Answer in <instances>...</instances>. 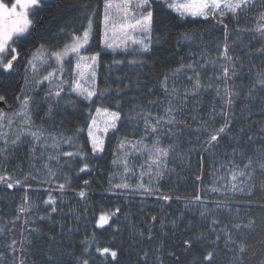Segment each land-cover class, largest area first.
Returning a JSON list of instances; mask_svg holds the SVG:
<instances>
[{
	"label": "trees",
	"instance_id": "16d2710c",
	"mask_svg": "<svg viewBox=\"0 0 264 264\" xmlns=\"http://www.w3.org/2000/svg\"><path fill=\"white\" fill-rule=\"evenodd\" d=\"M9 2V0H6ZM84 5L88 6L86 11ZM260 0H257V7L240 12L237 18L227 14L223 19L227 24L228 42L231 45L229 54L239 57L235 61L237 75L233 77L231 83L240 91L241 95L236 100L231 112L232 134L238 135L241 127L246 129V133H254L257 127L253 121L264 118L260 108L262 105L259 100L252 102L245 98L248 88L254 83L257 73L264 72V53L258 50L264 48V38L259 33L246 31L255 29L258 15L260 12ZM97 10L94 20V35L88 50L84 54H94L96 51L101 53V64L98 68L97 85L99 89L111 88L112 91L105 99V106L112 110L116 109L115 99L121 100L122 111L128 113L136 105H142L145 109L152 111L153 115L158 112L162 115L163 108L167 105V97L160 87V80L163 74L171 68H175L181 62L189 63L199 61L201 58L214 60L218 52V45L224 42L223 25L213 20H203L202 18L187 17L180 19L178 15L168 9L161 0L153 3V9L158 19L172 20L169 32L165 33L166 40L152 45V53L146 54L148 64L143 69H137L130 65L129 60L132 55L127 52L117 50H107L101 46V28H98L99 18L102 13V0H42V4L30 12L33 24L28 33L23 35L18 41V51L21 57L18 62H14L15 71L5 72L0 69V95L6 97V102L0 101L1 105H8V108H15L17 96L28 93L24 73L26 72V60L29 54L40 45H45L48 50H58L65 43L71 40L74 32L80 33L87 25V15L91 9ZM239 28V31L236 29ZM191 35V40H185L182 34ZM133 46L129 45V51ZM11 54H9L10 56ZM124 61L120 65H114L113 59ZM183 58V60H181ZM225 62L219 61L215 66L207 64L206 69H202L204 79L213 78V83L222 84V81L215 80V76L220 74L219 65ZM127 74L128 79L121 81L118 77ZM139 76L142 85L144 82L152 87L154 93L149 95L146 91H141L135 85ZM68 79L70 77L68 76ZM133 82L132 88L125 89L118 95L117 86ZM180 82H189L183 75ZM44 84L32 86L29 91L34 96L33 119L37 126L44 128L46 132H51L59 137L73 135L77 127H83L90 122L87 112L88 105L81 102L74 94L63 91L61 99L55 97L45 100L43 92ZM264 95V92L261 93ZM138 98L130 103L132 97ZM149 100L158 101L156 104H149ZM199 108L194 110L193 104L189 102L184 108L181 118L186 121V125H180L177 129L178 138L173 137L176 142L177 151L187 153L190 149L197 146L198 137L206 136L207 133L195 131L198 127L197 121L193 116L209 119L211 109L215 107L220 112L223 101L216 96L214 90L202 92ZM76 101V103H71ZM178 103V101H174ZM49 104L56 108L52 116L45 113ZM251 104L252 113L249 115L247 105ZM97 105L92 106L94 108ZM9 109V110H10ZM2 110V108H0ZM91 113V114H92ZM223 118L216 116L215 126L222 124ZM138 125V126H137ZM122 132L132 138L133 135L139 137L143 131L142 121L127 123L121 128ZM150 139V137H149ZM118 136L112 132L106 137V151L100 158L91 157L89 152L88 161L93 166L90 171L80 172L83 166L80 157H61L59 165L55 161H47L46 155L40 156V149H37L35 157L31 153V141L25 138L24 143L13 146L8 144V151L5 156H0V175L11 174L14 178L22 179L28 176L24 185L7 189L0 184V252L4 253V259L0 264H14L15 256L6 248V244L12 240L31 241L25 243L28 251L25 254V264H49V258L55 254L59 257L61 264H76L74 257L79 256L85 247L83 241L87 238L91 243L89 252L91 254L90 264H116L110 260V256L102 257L95 251L99 247H111L119 252V264H135L138 259L137 253L142 255L143 251L149 252V264H155V256L152 252L161 247L159 255L164 259V264H194V261L201 257L210 246L197 244L192 249L185 251L183 241L190 236L198 235L201 230H207V222L200 219L194 206L185 207L188 201L196 195H201L208 207L212 208L213 201H227L232 208L229 213L226 209H220L214 213L221 221L231 227V222H241L247 224L249 219L255 221L254 229L241 228L244 234V242L249 246L244 254L243 264H260L264 260V172L257 170L253 177L255 188L253 195L249 198L241 193H211L203 189L210 184L209 172L212 169V161L205 158L203 170V184L195 181V176L200 175L196 169L198 160L197 152H191V169L181 164L179 158L174 157L170 160V166L176 168V172L170 177H165L159 182H154V187H159V193L146 195L141 191L114 190L109 183L110 174L116 171L112 164L114 159L113 152L116 149ZM247 141V134L241 137V145ZM80 144H83L85 151H89L90 145L86 140V131L80 133ZM167 142V141H166ZM234 142L225 138L221 141L220 151L227 148L231 150ZM62 151H75L76 149L68 144L61 145ZM249 150L250 147H249ZM48 153H53L52 149ZM54 154V153H53ZM144 157L131 156L130 162L136 165L135 175L129 178V182L135 185L140 176L139 165L143 163ZM49 163L57 176L51 179L50 183L46 175L44 163ZM33 177H36L33 179ZM67 177V181L65 179ZM84 180L89 184L84 185ZM144 180L147 182L148 177ZM59 183H66V189L61 193L57 190ZM83 190L85 198L79 197L78 193ZM51 193L57 199V212L51 213V218L40 219L47 216L50 206H45L44 200ZM123 193V194H122ZM27 195L32 204V210L21 214L20 206L23 205L24 197ZM169 195L170 201L159 199V196ZM179 197V199H177ZM249 200L252 207H248ZM120 209L109 221L111 227L106 225L98 228L95 221L102 212H111L116 208ZM240 212L237 216L236 209ZM19 217V218H17ZM155 217V220L152 218ZM182 217L180 226L173 228L172 220ZM192 223L189 224L188 222ZM33 228H38L42 233L49 236L54 235L55 240L49 241L47 236L38 237L37 233L32 232ZM68 229H73L72 233ZM149 229H151L152 239H148ZM143 233V236L140 235ZM93 234L95 236L93 237ZM239 235V234H238ZM169 252H176L180 256L179 262L168 256ZM63 253V254H61ZM230 253L224 249L221 241L217 248V258L219 264H229L227 257Z\"/></svg>",
	"mask_w": 264,
	"mask_h": 264
},
{
	"label": "snow or ice",
	"instance_id": "6c2138e0",
	"mask_svg": "<svg viewBox=\"0 0 264 264\" xmlns=\"http://www.w3.org/2000/svg\"><path fill=\"white\" fill-rule=\"evenodd\" d=\"M156 0H103L102 16L99 18L98 28L102 29L101 43L104 48L111 49L113 52L117 50L127 52L133 56L129 60L130 65L136 66L137 69H143L148 64L146 54L152 53V45L159 43L161 40H166L165 33L169 32V27L172 20L158 19L153 9V3ZM161 2L172 12L176 13L180 19L187 17L202 18L203 20H213L218 24L223 25L224 42L218 45V52L214 60L201 58L199 61H191L189 63L181 62L175 68L166 71L160 80V87L167 97V105L163 108V114L159 112L153 115L152 111L145 109L142 105L129 110L128 113L122 111L120 99H115L116 109L112 110L105 106V99L112 89H99L97 85L98 68L101 64V53L96 51L94 54H84L88 50L90 41L94 35V20L97 16V10L91 9L87 15V25L82 32H74L71 41L65 43L58 50H48L45 45H40V48L32 55L31 59L27 60V72L29 69L33 73V79L36 85H40L45 81L51 80L58 76L60 84L56 86V90H49L45 100H50L55 97L58 100L62 98L61 94L64 91L63 85L68 83L70 94H74L81 102H86L88 105V115L90 122L83 127H77L73 135L59 134V137L51 132H46L43 127L37 126L33 119V103L34 96L24 93L22 96H17L16 100L19 103L18 110L9 115L0 110V129L9 127L14 123L15 117H23L22 128L20 134L16 135L11 140V144L16 146L25 142V138L31 141V153L35 157L39 148L40 156L46 155L47 161H55L57 165L60 163L61 157H80L83 161V166L79 168L80 172L90 171L92 165L88 161L89 152L92 158L98 159L106 151V137L109 132L118 136L117 146L113 152L114 159L112 164L116 171L110 174L109 183L114 190H131L141 191L146 195H154L159 193V187H154V182H159L165 177H170L176 172V168L170 166V160L174 157L179 158L181 164L186 165L191 169V152L196 151L198 160L196 169L200 171V175L195 176V181L203 184V170L205 167V158H210L212 161V169L209 172L210 184L203 190L211 193H241L247 197L253 195L255 184L253 177L257 170L264 172V118L259 121H253L257 131L254 133H246V129L241 127L238 130V135L232 134V119L231 112L236 100L241 93L231 83L233 77L237 75L235 61L240 59L237 56L230 55L229 49L231 45L228 42L227 24L224 23V17L231 14L237 18L240 12L251 10L257 7V0H161ZM42 4V0H0V69L5 72L15 71L14 62H18L21 53L18 51L17 41L28 33L30 26L33 24V19L30 18V12ZM260 12L258 15L257 26L255 29H246V31H255L264 38V0H260ZM85 10L88 6L84 5ZM239 31V28L236 29ZM185 40H191V35L188 33L182 34ZM129 45L133 47L129 51ZM264 53V48L258 50ZM11 54V58L9 57ZM75 58V63L70 69H65L64 64L70 58ZM54 60L57 67L53 71L47 72L42 78L36 79L39 76V67L46 65L49 61ZM183 60V58H181ZM231 62L222 63L219 65L221 71L215 76V80L222 81V84L213 83V78L204 79L202 69H206L207 64L214 66L219 61ZM124 61L113 59L114 65H120ZM70 74V83L65 79V73ZM181 75L189 82L183 84L180 82ZM121 81L128 79L127 74L123 77H118ZM28 77L25 76L27 84ZM135 85L146 91L149 95L154 93L152 87L146 82L140 81L139 76L134 82ZM133 82L117 86V95L125 89H131ZM214 90L216 96L223 101V106L220 112H217L215 107L209 113V119L193 116L192 119L197 121L198 127L195 131L207 133L206 136L198 137L197 146L190 149L187 153L177 151L176 142L173 137L178 138L177 129L180 125H186V121L181 118L184 108L189 102L193 104L194 110L199 108V97L202 92ZM264 72L257 73L254 83L248 88L245 98L255 102L259 100L262 107L260 111L264 114ZM138 96L131 98L130 103L134 102ZM0 101L6 102V97L0 95ZM178 101V103H174ZM76 103V101H71ZM149 104H156L158 101L149 100ZM99 105L94 108L95 115H92L94 105ZM56 106L49 104L46 116H52ZM249 115L253 114L251 104L247 105ZM216 116L223 118V123L218 127L215 126ZM142 121L143 131L139 137L129 135L121 131L125 122L132 123ZM138 126V125H137ZM86 131V140L90 145L89 151H85L83 144H80V133ZM247 134V141L241 145V137ZM3 137V146L0 147V156H5L8 151L7 133H0ZM150 137V139H149ZM225 138L233 141L231 150L225 148L220 151L221 141ZM167 141V142H166ZM68 144L74 147L75 151H62L61 145ZM249 147L251 150H249ZM52 149L53 153H48ZM131 156L144 157L143 163L139 165L140 176L138 182L133 185L129 182V178L135 175L136 165L130 162ZM43 168L46 169V175L49 177L47 183L51 182L52 178L57 176V171H54L49 163H44ZM147 176V182L144 177ZM36 177H33L35 179ZM28 176L22 179L14 178L11 174L5 173L0 175V184L6 186L7 189H13L16 186L24 185L27 189L25 181ZM67 181V177H65ZM84 185H88L89 181L84 180ZM66 189V183H59L57 190L61 193ZM261 191H264L262 186ZM123 194V193H122ZM79 197L85 198V191L81 190L78 193ZM164 201L172 199L169 195L158 197ZM179 199V197H177ZM45 206H50L47 216H41L40 219L51 218V213L57 212V199L51 195L43 201ZM214 207H208V203L201 195H196L190 199L185 207L194 206L201 220L207 222V230H201L198 235L190 236L182 243L185 251L192 249L197 244L210 246V250H206L201 257L194 261V264H219L217 258V248L221 241L224 249L231 255L227 257L229 264H243L244 254L248 251L249 246L244 242V234L240 229H254L255 221L249 219L247 224L241 222H231V227L221 221L214 213L220 209H226L229 213L232 212L231 206L227 201L218 200L211 202ZM264 207V204H260ZM248 207H252L249 200ZM32 210L30 198L25 195L23 205L20 206L21 214L28 213ZM237 216L240 209L236 210ZM120 212L117 207L111 212H102L99 218L95 221L98 228H104L106 225L111 227L109 221ZM19 218V217H17ZM155 220V217L152 218ZM182 217L177 220H172L173 228H178ZM189 224L192 222L189 221ZM3 229H0V234H3ZM32 232L40 236H47L48 240L54 241L55 236H49L47 233H42L40 229L33 228ZM69 233L73 229H68ZM239 234V235H238ZM143 236V233H140ZM95 234H93V237ZM148 239H152L151 229H149ZM25 243L31 244V241L12 240L5 246L15 256L14 264H25V254L28 249ZM85 247L79 256L74 257L76 264H90L91 254L89 249L91 243L86 238L83 241ZM161 247L158 246L152 255L155 256V264H164V259L160 253ZM95 251L100 253L102 257L110 256L111 261L119 264V252L111 247L95 248ZM63 254V253H61ZM138 259L135 264H149V252L143 251L142 255L137 253ZM168 256L175 259L177 262L180 256L176 252H169ZM4 259V253L0 252V260ZM49 264H61L59 257L55 254L49 258ZM264 264V260L260 262Z\"/></svg>",
	"mask_w": 264,
	"mask_h": 264
},
{
	"label": "rangeland",
	"instance_id": "374dc122",
	"mask_svg": "<svg viewBox=\"0 0 264 264\" xmlns=\"http://www.w3.org/2000/svg\"><path fill=\"white\" fill-rule=\"evenodd\" d=\"M102 11H103V0H102ZM101 16H102V13H101ZM257 26V22L255 24ZM255 26V27H256ZM26 34V33H25ZM24 34V35H25ZM101 34H102V29H101ZM71 40H69L68 42H70ZM67 42V43H68ZM101 46L102 48L103 45L101 43ZM40 47L34 49L28 56L27 60L28 59H31L32 55L37 51V49H39ZM106 49V48H104ZM107 50H111V49H107ZM86 55H91V54H86ZM8 58H11V55L8 57ZM27 60H26V63H25V66L27 68ZM75 63V58L73 57H70L64 64V68L67 70V69H70ZM57 67L56 63L54 60H51L49 61L46 65L44 66H40L39 67V76L36 77V79H40L43 77V75H46L47 72L49 71H53L55 68ZM25 76L28 77V83L26 84V90H28V94L31 95L29 93L30 90H32V86H35V82H34V79H33V73L31 72V70L29 69L27 72L24 73V78ZM68 76L70 77V79H68ZM65 79L69 81L70 83V80H71V76L70 74H68L67 72L65 73ZM25 80V79H24ZM42 84L45 85V88L43 90L42 93H44L45 95L48 93L49 90H52V91H55L56 90V86L58 84H60V80L57 77L53 78L51 80V82L49 81H45L43 82ZM64 87V91H69L70 90V87H69V84L66 83L63 85ZM15 101L17 102L15 108L13 107L12 109L8 108V105L4 104V105H1L0 104V108H2V111H4L5 113H8L9 115H11L12 112L18 110L19 108V103L18 101L15 99ZM10 109V110H9ZM92 115H95V111L92 113ZM22 121H23V117H15L14 118V123L9 127H5L3 129H0V133H7V139L9 141V143H11V140L15 138L16 135L20 134V131H21V128H22ZM8 143V144H9ZM3 146V137H0V147Z\"/></svg>",
	"mask_w": 264,
	"mask_h": 264
},
{
	"label": "water",
	"instance_id": "95a60500",
	"mask_svg": "<svg viewBox=\"0 0 264 264\" xmlns=\"http://www.w3.org/2000/svg\"><path fill=\"white\" fill-rule=\"evenodd\" d=\"M1 103V102H0ZM2 104V103H1Z\"/></svg>",
	"mask_w": 264,
	"mask_h": 264
}]
</instances>
